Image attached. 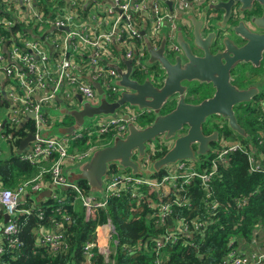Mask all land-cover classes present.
<instances>
[{"label": "built area", "instance_id": "obj_1", "mask_svg": "<svg viewBox=\"0 0 264 264\" xmlns=\"http://www.w3.org/2000/svg\"><path fill=\"white\" fill-rule=\"evenodd\" d=\"M216 1L218 0H0V12L4 13H0V27L13 29L6 42L0 36V101L9 103V110L0 121V138L6 139L2 134L5 122L10 126H19L25 115L31 114L34 139L22 159L32 163L39 160L50 161L46 171L50 173L51 183L75 191L76 196L83 202L87 216L97 207H105L109 196L119 194L122 188L132 187V196L138 199L143 197L141 191L146 189L144 202L155 217V223L160 225L168 217L172 219L166 232L153 237L156 254H159L167 242H176L181 238H188L194 232H202L204 222L201 220L171 218L176 210L171 208L172 205L184 206L191 200L187 193L180 194L185 184L198 177L206 185L215 173L217 164L225 163L226 155L230 152L247 153L251 171L264 169L260 159L248 153L241 142L221 137L217 147L210 150L209 155H213L210 159L211 168L199 172L194 168V160H182L164 166L158 171H163V174L156 175L158 172L149 170L150 160L156 151L151 148L141 160L143 170L150 172L148 177L133 174L129 169H108L104 192L98 199L97 195L86 192L77 183L68 182L63 173L62 162L68 160L73 163L86 159L95 146L108 145L116 136L124 137L127 123L136 121L141 113H132L126 120L122 116H102L98 124L81 127L72 134L53 137L43 133L46 128L55 125L52 116L44 111L56 107V97L69 106L75 104L76 95L93 102L99 97L93 86L94 82L101 85L109 101L119 98L120 87L117 82L120 76L112 66L119 61L110 47L114 46L124 58H133V67L144 71V61L147 58L144 35L152 47L157 49L164 34L165 49L179 53L176 34L183 24L177 23L178 18L191 13L198 15L202 8ZM167 2H171V5ZM135 13L140 14V18L146 21L145 26L137 25ZM142 30L145 31L144 35L141 34ZM126 31L131 38L129 41L123 38ZM20 38L21 41L18 42ZM93 133L98 137L88 141L87 147L81 150L73 147L76 140L84 134ZM109 133L110 139L107 136L99 137ZM40 177L38 174L34 179L21 183L16 189H0V210L8 215L1 231L4 243L0 244V257L6 250L20 247L22 241L16 235L18 227L14 217L18 212L24 211L18 208V204L21 197H24L25 190L28 187L37 190L38 184L33 182ZM173 191L177 192V196H171ZM216 205L214 200L207 201V206L211 208ZM64 218L69 220L68 215ZM107 226L109 240L118 245L115 226L110 221ZM37 241L39 246L47 247L49 254L64 252L70 247L63 230L40 231ZM92 248V242L85 241L84 264H92ZM99 252L103 253L106 260L112 253L106 248ZM228 256L222 264H256L264 259V253L259 251L251 254L244 250L231 251ZM164 262L161 255L155 259L154 264ZM0 264H4L1 258Z\"/></svg>", "mask_w": 264, "mask_h": 264}, {"label": "trees", "instance_id": "obj_2", "mask_svg": "<svg viewBox=\"0 0 264 264\" xmlns=\"http://www.w3.org/2000/svg\"><path fill=\"white\" fill-rule=\"evenodd\" d=\"M134 15L139 27L146 25L140 14ZM12 31V28L0 27V36L5 42L11 37ZM123 38L126 41L131 40L127 31L123 33ZM135 41L139 42V39L135 38ZM110 48L114 54H118L114 46ZM143 77L144 75L139 79L142 80ZM0 107L6 108L7 112L9 103L0 101ZM44 113L47 114L46 111ZM30 120L32 121V118ZM151 120L152 117L146 118L145 115L140 117L138 122L147 125ZM31 121L22 127L4 123L2 134L10 143L12 150L19 146L22 137L33 131ZM60 123L69 125L72 124V119L67 117L66 121L61 120ZM240 123L248 138L231 131H225L223 138L240 139L243 143L256 144L259 150L255 148V154L261 152L264 154V99H255L251 105L247 103L241 112ZM105 136L110 139L111 133L99 137ZM97 137L96 133L84 134L82 138L76 140H80L77 145L85 148L88 141H93ZM164 152L163 147L154 151L153 161ZM209 154L210 151L199 155L197 161H194V168L197 171L203 172L204 169L211 168L210 159L213 155ZM20 158L22 155L12 152L8 158L0 159V181L3 187L12 188L20 175L35 173L34 165ZM261 162L264 163V159ZM115 168L116 165L111 164L109 169ZM39 174L41 176L45 174V181L50 177L46 168ZM161 174L163 171L156 173ZM75 183L86 192H90L86 180L79 179ZM131 192L132 187L122 188L119 194L109 196L105 207H97L88 217H85L82 201L76 196V192L69 188L63 191L62 197L57 198L49 195L44 200H35V195L25 196L18 204V208L24 211L18 212L14 217L18 227L16 235L22 243L20 247L6 250L0 258L9 264H84L83 244L90 240L94 245L93 230L97 225L104 224L105 217L110 216L119 238V243L115 246L116 252L110 254L106 260L103 253L92 248V264H154L155 259L161 255L165 260L164 264H222L229 258L231 251L237 252L247 248L252 236L255 235V230L264 227V169L251 171L247 154L242 151L228 153L226 162L217 164L215 173L206 185L195 177L183 186L180 194L187 193L191 200L184 206L172 205L171 208L176 210L171 218L201 220L204 222L202 232H194L188 238L184 237L176 242H167L159 254L155 252L153 237L166 232L169 224L167 220L160 225L155 223V217L151 215L144 202L146 189L141 191L143 197L140 199L132 196ZM171 196H177V192L173 191ZM212 200L217 203L215 208L207 206V201ZM66 215L69 216V220H65ZM56 224L63 228L70 247L64 252L49 254L47 247L38 245L36 240L38 230L36 232L34 230L43 225L50 228ZM256 264H264V259Z\"/></svg>", "mask_w": 264, "mask_h": 264}, {"label": "water", "instance_id": "obj_3", "mask_svg": "<svg viewBox=\"0 0 264 264\" xmlns=\"http://www.w3.org/2000/svg\"><path fill=\"white\" fill-rule=\"evenodd\" d=\"M240 2L242 8L227 22L234 4ZM167 4L171 5V2ZM244 4L245 0H218L207 5L205 11H225L221 23L204 25L202 17L187 14L186 27L190 30L192 41L190 42L191 37H185L182 33V27L177 29L176 42L180 51L174 61L165 55L164 34L159 47L154 49L144 35L145 31H141L147 53L144 61V79L136 77L138 70L133 67V58L127 59L120 55L124 68L112 64L120 76L117 82L120 87L119 98L109 101L101 85L94 82L93 86L100 96V106L97 110L88 108L86 118L79 116L77 120L73 119L71 125L57 127L55 133L72 134L81 128L87 119H93L95 116H122L126 120L132 113L141 114L136 121L127 123V133L124 137L116 136L110 144L94 150L93 154L82 162L79 172H69V183L84 179L90 187V193L100 195L104 181L102 177L107 173L111 162L117 160L119 165L129 169L131 173L142 174L133 156H136V152H144L146 147L147 151L151 148L165 149L164 154L152 163L155 172L161 170L165 164L182 160L195 161L197 156L210 150L207 145L215 139L214 134L203 135L201 132L205 118L213 114L226 117L231 129L240 135H246L237 123L232 106L250 101L257 89L252 86L235 87L230 81L229 72L238 65L259 60L264 51V33L251 29H264V12L262 17L257 19L253 9L243 18L244 14L240 13L245 7ZM204 32L206 35L203 36ZM241 41L245 43L241 44ZM156 66L163 70V76L159 78L158 83L154 79L158 76ZM191 81L211 84L214 95L197 105H191ZM76 98L79 107L85 99L80 95H76ZM69 110L75 109L61 107L54 113L72 116ZM145 115L146 118L152 117V120L147 125L139 124L138 119ZM33 139L34 135L28 134L20 141V148L27 146ZM193 143H198L197 150L193 149ZM5 218L7 221L8 215H5Z\"/></svg>", "mask_w": 264, "mask_h": 264}, {"label": "crops", "instance_id": "obj_4", "mask_svg": "<svg viewBox=\"0 0 264 264\" xmlns=\"http://www.w3.org/2000/svg\"><path fill=\"white\" fill-rule=\"evenodd\" d=\"M204 9H205V7L202 8L201 12H203ZM197 16H201V13H199ZM177 23H179V24L182 23L183 26H186V24L188 25V21L186 20V16L179 17ZM166 27H167V24L165 25L164 29H166ZM186 28L189 30L188 27H186ZM113 55L119 61V63H117V64L119 66H121L122 68H124V64L122 63L121 58H120V51H118V54H114L113 53ZM145 57H147V53H146V56ZM56 98H59V97H56ZM56 98H55V105H56V107L48 108V110H46V112L49 115H51L52 118L54 119L55 125L52 126V127H48V128H46L44 130L43 133H44L45 136H53V137L63 136L62 134L55 133V131H56V128L57 127L71 125V124L65 125V123L62 125L60 123L61 120L66 121V118L67 117H70L72 119V123H73V118L71 116H67L65 114H60L58 112L57 113H54L55 111H57L58 109L61 108L60 105L62 107L71 108V109L78 108L77 98L75 99V104L73 106H69L66 103L62 102L60 98H59L60 100L58 101ZM5 114H6V110L2 113V115L0 117V121H2L4 119ZM31 116H32L31 114L25 115V118L22 121V123L19 125V127H22V126L25 125V123H27L28 121H31L30 120V118H32ZM31 126H32V121H31ZM28 134H32V131H29L24 137L21 138V140L24 139ZM243 137L248 138L247 134L245 136H243ZM235 140L241 142L243 148L248 153L252 154L254 157H258L260 159V162H261L262 159H264V154L262 152L259 153L258 155L255 154L256 149H258V147L256 146V144H252L250 142L249 143H243L242 140H240V139H235ZM79 141H76L73 144V147H75V149H77V150L84 149V148H81V147H79L77 145V142H79ZM263 141H264V139H263ZM261 142L262 141L260 140L259 143H261ZM32 143H33V140H30L28 142L27 146H25L23 148H20V142H19V146L13 148V150H12V148L10 147V143L7 141V139L0 138V159H6V158H8L9 154L12 153V152H15L16 154H18L19 156H21V155H23V154H25V153H27L29 151V149L32 146ZM71 150H74V149L71 148ZM20 159H22V158H20ZM86 159H83V160H80V161H77V162H73V163L69 162L68 160H63V162H62V168H63L64 175L67 177V175H68L69 172H71V173H77V172H79L80 171V165ZM30 163L34 165L35 173L33 175H28V174L20 175L17 178V180H16V183H15L16 185L14 187L10 188V189H16L24 181L34 179L41 171L44 170V168H48L49 165H50V161H44V160H42V161L39 160L38 162H34V163L30 162ZM261 164H262V167L264 168V163L261 162ZM33 183L38 184V189L37 190H32L30 187H28L25 190V193L23 194L24 197H21V201L27 195H30V196H34L35 195V200H44L49 195L53 196L54 198L62 197L61 195H63V191L65 189H68V188H66L64 186H54L51 183L50 177H49L48 180L45 181V174H43L38 180H35ZM2 188H5V187H3V185H2V183L0 181V189H2ZM71 191H73V190H71ZM82 204H83V202H82ZM0 211H1L0 212V227L1 226L3 227L4 224L7 222L6 221V218H5V215L6 214L2 210H0ZM85 217H88L87 214H86V209H85ZM171 220L172 219H170V217H168V219H167L168 224L171 223ZM109 221L115 226V224L113 223L111 217L110 216H107V217H105V221L103 222L104 224L97 225L95 227V229L93 230V235H94V238H95V240H94L95 242H94V245H93V249H96V251H100V249L106 248L107 250H111L112 251L111 254H115V252H116V247L115 246L116 245H114V243L111 240H107L108 233H109L108 232L107 223ZM115 228H116V226H115ZM46 230L47 231H51V232H57V231L63 230V228L60 225L54 226V227H51L50 226V228H48L47 226H44L43 225V226H40L38 229L35 228L34 231L35 232L37 231V233L39 234L40 231H46ZM37 239L38 238H36V240ZM251 240H252L251 243H249L248 246H247V248H244L243 250L246 251L247 254H251L252 252H256V251H259V252H263L264 253V227L255 230V235L252 236V239ZM3 243H4V235L0 231V244H3ZM1 262L4 263V264H9L8 261L2 260V259H1Z\"/></svg>", "mask_w": 264, "mask_h": 264}, {"label": "flooded vegetation", "instance_id": "obj_5", "mask_svg": "<svg viewBox=\"0 0 264 264\" xmlns=\"http://www.w3.org/2000/svg\"><path fill=\"white\" fill-rule=\"evenodd\" d=\"M217 2V1H216ZM246 4H244V8L241 10L240 14H244L243 18H246L248 14H250L251 10H255L256 18H260L264 12V0H245ZM242 8V3H236L233 6V11L230 13V17H227V22L235 16V12ZM251 8V9H248ZM224 10H213L208 9V11L201 12V16L204 20V25H209L213 22L221 23L222 15L224 14ZM212 14V15H211ZM242 18V19H243ZM240 19V20H242ZM254 32L264 33V29H251ZM245 41H241V44H244ZM231 83L238 88H247V87H255L257 92L250 98V101L240 102L232 106L234 111V115L236 117L237 123L240 125L241 112L244 107L247 106V103L253 104L255 99H264V51L261 53L259 60L255 63H249L243 65H238L235 68L230 69ZM139 78V77H138ZM237 78H241L242 81H247V86L242 87L239 82H235ZM206 92V95L200 96V94ZM191 94V96H190ZM214 95V88L209 83H197L191 81V93H189V99H191V105H197L205 99H208ZM241 126V125H240ZM242 127V126H241ZM243 128V127H242ZM225 131L234 132L235 130L231 129L228 125V121L226 117H222L220 115H210L205 118L204 122L201 125V132L203 135H211L214 134V140L208 143L209 149L212 150L217 147L219 140L223 137V133ZM237 133V131H235ZM238 134V133H237ZM169 143V142H168ZM192 147L194 150L198 149V143H193ZM209 150V151H210ZM208 151V152H209ZM199 157V156H198Z\"/></svg>", "mask_w": 264, "mask_h": 264}, {"label": "rangeland", "instance_id": "obj_6", "mask_svg": "<svg viewBox=\"0 0 264 264\" xmlns=\"http://www.w3.org/2000/svg\"><path fill=\"white\" fill-rule=\"evenodd\" d=\"M181 31H182V33L185 35V37H191L190 38V42L192 41V35H191V33H190V31H188V29L185 27V26H182V29H181ZM204 35H206V33L204 32L203 33V36ZM177 52H168L167 50H165V55L169 58V60H171V61H174L175 60V58H176V56H177ZM149 70H150V68H149ZM156 72H158L159 73V75H158V77H154V79H155V82L156 83H158L159 82V78L161 77V73H163V70L161 71L160 69H159V67L158 66H156ZM136 73H139L140 75H145L144 74V72H140V71H136ZM140 75H137L136 77H142V76H140ZM143 79H144V77H143ZM235 82H239L240 84H241V86L242 87H245L244 85H246L247 86V81L245 80V81H242V79L241 78H237L236 79V81ZM204 95H206V92H204V93H202V94H200V96H204ZM107 98V97H106ZM99 99H100V96L98 97V99H94V101L93 102H89V101H83L82 103H81V105L78 107V108H75V110H69V111H71L70 113H71V115L73 116H71L73 119H74V121L75 120H77L78 118H79V116L80 117H82V118H86V116H87V113H86V110L88 109V108H91V109H95V110H97V108L100 106L99 105ZM108 99V98H107ZM60 107H62L61 105H60ZM68 109H71V108H68ZM6 110V108H4V107H1L0 108V117H1V115H2V113L4 112ZM102 116H95L93 119H87L85 122H84V124L81 126V127H87V126H93L94 124H98L99 123V121H100V118H101ZM233 133H235L236 134V132L234 131ZM97 148H100L99 146H95L94 147V149L93 150H91L90 151V155H92L93 154V152H94V150H96ZM146 150H144V152H142V153H138V152H136L135 154H136V156L134 157L133 156V159L135 160V161H137L138 162V166H139V168H140V170L142 171V174H143V176H149V174H150V172H146L145 170H143V168H142V166H141V160H143L144 158H145V156H146V151H147V147L145 148ZM148 152V151H147ZM206 154V153H205ZM204 155V154H203ZM198 157V156H197ZM151 162L149 163V170H153V168H152V163L154 164V162H153V158H152V160H150ZM195 161H197V159L195 160ZM189 163H191V161H189ZM196 163H198V162H196ZM110 164H115L116 165V167H117V169H119L120 171H123V170H126L127 168H124V167H122L121 165H119V162L116 160V161H114V162H111ZM167 165H169V164H167ZM166 164L164 165V166H167ZM128 170V169H127ZM106 177H107V173L102 177V179L104 180L103 181V187H102V193L100 194V195H98V194H95V195H98L97 197H98V199H100L101 197H102V194H103V192H104V183H105V179H106ZM79 198V197H78ZM81 200V199H80ZM107 240H109V238L107 237Z\"/></svg>", "mask_w": 264, "mask_h": 264}]
</instances>
